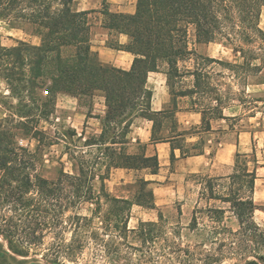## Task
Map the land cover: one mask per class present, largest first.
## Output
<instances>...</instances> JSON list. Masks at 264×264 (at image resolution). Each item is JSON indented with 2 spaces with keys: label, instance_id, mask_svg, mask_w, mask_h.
<instances>
[{
  "label": "trees",
  "instance_id": "16d2710c",
  "mask_svg": "<svg viewBox=\"0 0 264 264\" xmlns=\"http://www.w3.org/2000/svg\"><path fill=\"white\" fill-rule=\"evenodd\" d=\"M263 7L264 0H137L134 12L107 11L103 27L109 33L115 32L118 36L124 33L129 37L125 44L120 43L119 38H108V46L134 56L131 68L122 69L100 59L92 44L90 10H79L76 0H0V17L16 16L23 24L35 27L41 37L39 44L20 40L8 46L0 41V78L7 82L12 97L22 103L27 99L33 103L50 100L51 97L43 99L38 92L45 84L49 87L46 88L48 93L61 92L78 99L102 92L106 109L100 117L102 132L99 136L104 139L105 149L110 150L106 165L108 175L99 177L103 190L112 168L145 169L150 174L159 171L158 155H147L146 144L138 141V150L129 152L127 135L135 117L152 121V143H172V164L177 159L176 149L180 150L181 157L204 153L203 139L186 145L185 135L210 130V118L225 117L223 109L219 108L210 117L204 109H195L202 113L199 129L179 130L176 113L181 109L177 98L209 90L202 89L201 82L208 63H223L229 69L241 68L254 75L263 70L264 29L260 25ZM191 30L195 43L230 45L243 58V63H230L198 53L189 45ZM198 58L202 61L198 62ZM190 59L195 60V65L193 68L185 66L183 71L180 64ZM164 64L171 100L165 108L154 110L153 90L147 86V81L150 73L161 71ZM185 75L193 77L192 85L176 89L177 80ZM27 118L29 114L14 112L0 119V264H28L23 258L44 245L46 232L61 226L71 209L85 201L92 202L97 196L96 175L86 161L79 164L78 173L62 169L55 179L43 174L45 165L39 148L32 149L18 140V137L40 132L30 127ZM169 121L172 130L167 132ZM108 134L112 135L110 141L105 139ZM257 166L255 147L252 153L237 151L231 174L206 175L202 184L203 194L228 204L226 208L206 209L213 222L221 223L227 211L238 219L239 229L234 233L242 236L236 248L241 256L240 264H264V229L255 219L259 208L254 198ZM151 183L139 177L132 199L105 191L99 193L115 206L111 213L122 223L121 228H128V212L133 204L158 208ZM198 211L193 210L192 229L198 227ZM158 217L163 218L160 210ZM72 218L77 219L76 231H79L88 217L75 211ZM134 230L151 234L154 241L162 236L159 221H141ZM154 257L151 253L141 256L140 264H168L171 258L193 264L192 259H200L190 249L179 246ZM207 258L206 255L201 260L205 264L214 263ZM32 264L48 263L35 259Z\"/></svg>",
  "mask_w": 264,
  "mask_h": 264
},
{
  "label": "rangeland",
  "instance_id": "374dc122",
  "mask_svg": "<svg viewBox=\"0 0 264 264\" xmlns=\"http://www.w3.org/2000/svg\"><path fill=\"white\" fill-rule=\"evenodd\" d=\"M79 1L91 2L93 5L87 9L90 10L88 19L92 40L101 37L111 40L118 38L115 32L109 33L103 27L107 18L105 12H130L134 5L136 8L137 3V0H76L77 8ZM260 25L264 29V7ZM20 40L39 44L41 37L35 27L23 24L16 16L0 17L1 43L9 46L17 44ZM92 44L94 45L93 41ZM189 45L204 56L236 64H242L244 61L230 45L218 42L195 43L193 30ZM197 61L202 59L198 58ZM194 65V59L180 64L183 71L185 66L193 68ZM234 69L227 68L223 63H208L201 82L204 84L202 89L209 90H198L193 95L178 97L177 101L180 109H204L208 117L222 108L231 115L235 131H250V135L247 133L243 138L245 143H242L240 149L244 151L242 153H252L255 147L259 173L255 194L259 209L255 212V219L264 229V190H261V185H264V68L257 75L241 68ZM161 71H166L165 64ZM192 83L193 77L185 75L177 80L175 87L187 89ZM46 88L49 89L47 84L38 92L43 99L51 97L50 100L33 103L27 99L22 103L12 97L7 82L0 78V119L10 117L14 112L29 114L28 124L40 132L37 135L27 134L26 138L18 137V140L32 149L39 148L45 165L43 174L55 179L62 169L68 173H78L79 164L86 161V165H89L96 175L94 187L97 196L92 202L85 201L74 210L71 209L65 215L61 226L46 232L44 245L38 248L34 246L37 250H32L29 256L23 258L28 264H32L35 259L48 264H140L141 256L151 253L159 257L164 250L174 246L190 249L200 257L192 259L193 264H205L201 258L206 255L207 259L214 261L213 264H240L241 256L236 248L242 236L234 233L239 229L237 217L227 211L221 223H216L206 211L209 207H228L227 203L210 199L207 194H203L202 184L209 174H189L181 187L166 188L155 185L157 200L162 203L158 207L163 218L159 219L158 209L133 206L128 212V228H121L122 223L111 213L115 206L99 193L105 191L114 196L133 198L135 180L140 176L145 177L146 171H121L117 175L114 171L111 176L112 168L102 190L99 177L108 175L106 165L110 152L105 149L104 139L99 136L102 132V92L96 91L92 96H81L78 99L61 92L46 93ZM217 98H220L219 101ZM167 126L171 127L170 121ZM74 131L76 134L73 135ZM111 136L108 134L105 139L110 141ZM195 208L199 210V224L197 228L192 229ZM75 211L88 217L84 221V228H79V231H76L77 219L72 218ZM141 221H159L162 236L154 241L151 240V234L146 235L144 231L134 230L139 227ZM221 227L227 228L222 230ZM144 238L147 241H144ZM170 262L168 264H183L178 258H171Z\"/></svg>",
  "mask_w": 264,
  "mask_h": 264
},
{
  "label": "crops",
  "instance_id": "0c3cea01",
  "mask_svg": "<svg viewBox=\"0 0 264 264\" xmlns=\"http://www.w3.org/2000/svg\"><path fill=\"white\" fill-rule=\"evenodd\" d=\"M92 5L91 2L84 3V1L78 2L79 10H87ZM135 11V5L132 11ZM120 43L125 44L129 41V37L122 33L118 37ZM107 38L101 37L99 39L92 40L94 42L93 48L99 52L100 59L105 62L117 66L122 69H130L133 62V54L122 49H116L108 46ZM98 43V44H97ZM166 74L162 71L151 72L147 86L153 90V99H152V108L154 110H161L165 108L171 100L169 87L166 81ZM100 98L103 102V111L102 114H105V98L100 95ZM225 117H211L210 124L211 129L208 131H202L201 134L185 135L186 145L194 144L195 142L204 140V153L199 155H192L188 157H181L180 150L176 149L175 154L177 159L174 164L171 163L170 156L172 151V143L170 141L152 143L151 141V132H152V121L144 117H135L131 123L130 131L127 135L129 139V145H132L129 149V152H136L138 150V141L146 144V154L147 155H158L160 162V168L158 173L150 174L148 170L146 171L145 178L151 180V187L155 193L156 204L159 206L155 185L159 187H181L186 181V177L189 174H198L205 173L211 176H228L234 171L235 163V154L237 151H241L240 147L242 143H245L243 138L249 133V130L242 129L240 132L235 131L234 125H232V117L230 114L223 111ZM102 115V116H103ZM176 118L179 124V130H190L202 124V113L199 111L193 110H178L176 113ZM101 121V120H100ZM171 127L167 128L166 131L170 132ZM173 134V133H172ZM242 138V140H241ZM130 170L116 167L113 168L111 176L116 175L119 172L124 171L125 173L130 172ZM140 171V170H137ZM123 176V175H122ZM144 177V176H140ZM139 178V177H138ZM137 178V179H138ZM107 179V178H106ZM136 179V180H137ZM259 179L258 167H257V179L255 184V194L257 191V181ZM135 180V182H136ZM261 190H264V185H261ZM125 197V196H119ZM125 198L132 199L130 196ZM256 201V200H255ZM162 202H164L162 200ZM257 203V201H256ZM258 204V203H257ZM133 206L142 207L136 204ZM132 206V207H133ZM146 208V207H144ZM147 209H158V208H147ZM259 209V208H258ZM257 211V210H256Z\"/></svg>",
  "mask_w": 264,
  "mask_h": 264
},
{
  "label": "built area",
  "instance_id": "2783aa9c",
  "mask_svg": "<svg viewBox=\"0 0 264 264\" xmlns=\"http://www.w3.org/2000/svg\"><path fill=\"white\" fill-rule=\"evenodd\" d=\"M47 93V91H45Z\"/></svg>",
  "mask_w": 264,
  "mask_h": 264
}]
</instances>
